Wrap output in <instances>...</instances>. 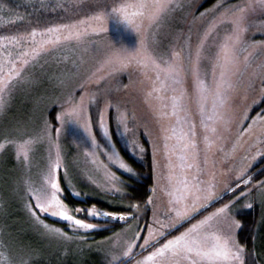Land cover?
Segmentation results:
<instances>
[{"label": "snow or ice", "instance_id": "6c2138e0", "mask_svg": "<svg viewBox=\"0 0 264 264\" xmlns=\"http://www.w3.org/2000/svg\"><path fill=\"white\" fill-rule=\"evenodd\" d=\"M86 3L89 5L87 8L81 7ZM48 7L53 12L57 8L65 13L69 11L63 4ZM178 7L180 5L176 0H113L111 4H102L101 0H78L72 18L68 21L60 20L39 29L32 27L15 35H0V50L6 51L8 56L12 55L8 50L9 45L22 48L18 53L22 66L38 61L43 55L55 54L63 47H83L86 51L88 43L94 37L111 31V25H115L117 31L123 25L138 37V42L131 46L117 40L103 50L96 70L79 82V94L69 89L62 101H55V124L45 116L39 121L37 129L27 136L0 135V154L7 149L13 150L15 159L25 167L29 166L32 154L45 144L49 146L48 162L42 179L35 186L31 180L26 181L28 211L48 236L72 239L63 229L44 223L38 212L65 222L66 227L74 234L80 230L98 228L97 223L88 222V218L96 220L104 217L106 220L117 221L137 219L118 215L111 210H98L95 206L78 208L66 203L60 173L63 172L71 187L75 185L69 178L67 165L61 167L63 157L60 137L66 125L75 126L80 133L76 136L77 141H82L92 150L86 155L94 156L96 150L102 146L92 128L91 109L98 101L102 102L103 109L98 111L96 123L105 138L104 155L110 165L132 173L133 169L114 147L105 126V117L108 110L112 109L116 127L128 149L133 154H143L146 149L137 139L134 128H130L126 122L125 114L121 112L122 101L116 98L114 93L126 90L133 82L149 83L147 97L158 102V118L168 121L166 126L161 125V132L163 152L168 161L167 180L172 188L168 195L172 199L169 201L168 210L163 213V219L157 217L153 210L151 223L144 228L138 226L132 239L122 246L119 252L111 251L106 254L108 264H245V247L231 230L232 225L240 227L239 222L231 220L229 224L235 200L223 201L225 193L235 191L241 184L248 185L249 192L252 188L259 191L264 189V181L259 184L252 182L251 174L247 171L251 162L240 168L238 174L233 175L232 183L218 181L215 173H209L211 180H204L200 177L203 172L200 162L203 152V163H208V153L215 142L208 132L217 134L216 125L226 129L231 122L226 116L231 110L232 93L236 87L232 77L238 69L240 53L247 51L249 47L264 48V42L258 45L256 41H252L249 44L243 39L250 27L248 14L257 10L264 14V0H219L212 10L215 14L198 34L195 45L189 36L182 44L171 46L165 51L153 39L151 30ZM221 25L226 26L222 36L217 32ZM214 33L218 42L211 45L215 51L209 52V40ZM244 59L247 60V57ZM9 63L15 69V61ZM15 74L19 76V70H16ZM11 75L9 73L0 84V113L7 110L4 92L9 90ZM125 78L129 83H123ZM67 82L62 80L61 84ZM93 85L95 87H92ZM193 112L199 115L200 126L205 132L203 149L200 148L197 138V123L192 118ZM242 119L248 117L242 116ZM256 119H264V116ZM209 121L213 122L212 126ZM252 123L255 124L256 120ZM130 132L131 137L128 135ZM139 132L143 136L148 135L143 129H139ZM170 141L175 143L170 144ZM52 147H55L54 156L51 154ZM152 148L155 156L156 145L152 144ZM177 150L180 151L179 158L183 162L180 168L195 169L191 179L186 171L177 179L176 166L172 162L173 154ZM258 156L264 157V151L258 149L250 160L255 161ZM105 168H108V165H105ZM108 182L110 186L103 188V191H121V187L117 185L122 186L123 181L116 171L109 169ZM100 187L101 185L97 184V188ZM72 194L76 197L82 196L81 191H74ZM240 195L247 196V193L241 191ZM215 202H221V206L205 215L204 210L212 207ZM147 203L153 204L151 197ZM247 207L252 208V203H248ZM81 214H84V218H80ZM39 255L36 249H28L19 256L10 253L8 264H34ZM252 264H255V260Z\"/></svg>", "mask_w": 264, "mask_h": 264}, {"label": "rangeland", "instance_id": "374dc122", "mask_svg": "<svg viewBox=\"0 0 264 264\" xmlns=\"http://www.w3.org/2000/svg\"><path fill=\"white\" fill-rule=\"evenodd\" d=\"M22 1L25 6H32L37 1L43 2L44 0ZM67 1L64 0V3ZM109 1L101 0V3L107 4ZM204 1L206 0H176L180 7L168 14L160 21L159 25L153 26L151 30L152 37L158 42V46L162 50L166 51L171 46L182 44L184 39L189 36L193 45H195L198 34L203 31L215 14L212 11L215 5L204 11H199ZM85 5H81V7L87 8L89 6L87 3ZM32 12H27L25 9L18 11L19 15L17 16H19V21L22 24H16L14 21L16 18L11 20L3 14L0 23V35H15L17 32L27 30L25 27L36 25L39 18ZM70 17L72 18V16L66 18ZM263 18L264 14L259 10L248 14L250 27L243 37L247 43L251 44L252 41H256L259 45L264 42ZM62 20L68 21L65 18ZM225 27V25H221L217 29L221 36ZM117 40H122L123 43L131 46L138 42V37L132 30L125 28L123 25L120 26L119 31L116 30L115 25H111V31L105 32L99 37H94L88 43L86 51L83 47H63L61 51L52 55H43L38 61H34L27 66H22L18 58V53L22 48L9 45L8 50L12 52L11 56H8L6 51L0 50V84L9 76V73L12 74L9 90L4 92L7 110L0 113V135L23 134L27 136L37 129L39 121L43 117L46 116L51 119L50 112L56 108L55 101H62L69 89L79 94V82H82L88 74L96 70L103 50ZM216 42L218 40L214 33L209 40V52L215 51L211 45ZM116 46L119 47V44ZM244 57H247V60ZM9 61H15V69ZM16 70H19V76L15 74ZM232 79L236 87L232 93L231 110L226 116V119H230L231 122L226 129L221 125H216L218 128L217 134L208 132L210 138L215 142L211 152L208 153L207 164L203 163L204 153H201L200 163L203 172L200 177L204 180H211L212 177L209 173H215L218 181L232 183L233 175L238 174L240 168L251 162V167L247 171L251 174L252 182L259 184V182L254 181V177H257L256 174L258 173L254 169L264 160V157L258 156L255 161H251L250 158L258 149L264 151V119H256L264 116L263 109L256 110V107L264 100L262 98L264 97V48L260 46L249 47L247 51L241 52L238 69ZM62 80L68 82L62 85ZM123 83L127 84L129 82L125 78ZM92 87H95V85ZM149 90L147 81L143 83L133 82L126 90H121L114 93V95L122 101L121 112L125 114L129 127L134 128L136 131L139 142L141 143V140L146 137L148 141H151V147L152 144L156 145L155 156L153 155L154 185L152 187V190L155 189V191H152L151 196L153 204L148 205L151 213L154 210L157 217L163 219V213L168 210L169 201L172 199L168 195L172 188L167 180L168 161H166L163 152V133L161 132V125L166 126L168 121L158 118V102L147 97ZM94 107L95 112H93ZM94 107L91 109L92 128L96 133L97 141L102 147L96 150L94 156L86 155L92 150L82 141H77L76 136L80 133L75 126L66 125L65 131L62 132L60 137L63 157L61 167L67 165L69 178L75 187L69 185L63 176V172L60 173V183L61 187L68 189L71 194L74 191H81V197L72 194L77 199L86 200L91 198L109 202L112 197L121 195L124 192L120 185H117L121 187V191L118 193L102 190L110 186L108 182L109 169L116 171L122 181L124 176H131L135 171L121 153L125 162L133 169L132 173L118 170L114 165L109 164L103 151L105 138L95 121V115L103 109V103L98 101ZM210 110L211 101H209V112ZM242 116H247L248 119H242ZM111 117L115 122V113L112 109H109L105 117V126L111 135L115 149L118 150L110 129ZM192 118L197 123V138L200 142V148L203 149L205 132L200 126V117L193 112ZM253 120H256L255 124L252 123ZM55 123L54 120L53 124ZM208 123L210 126L213 125L212 121ZM139 129H143L148 135H141ZM118 133L119 136L120 131ZM128 135L131 137L132 133L130 132ZM169 143L172 144L175 141ZM51 154L55 155V147H52ZM180 155V151L177 150L172 159L176 166L177 179L181 178V174L185 171L191 179L195 169H181L180 165L183 162L179 158ZM48 156L49 146L47 144L31 155L28 167L22 166L15 159V153L11 149H7L3 154H0V264H8L10 253L19 256L28 249H36L40 253L34 264H108L106 254L111 251L119 252L120 248L132 239L138 226L144 228L151 223L152 216L148 223H140L139 221L127 223L119 232L108 238L97 239L93 232L106 226L97 224L98 228L95 230H80L74 234L66 227L65 222L57 221L38 212L44 223L51 227L63 229L72 236V239L65 240L63 237L48 236L28 211L27 201L29 195L28 184L26 183V181L31 180L35 186L40 182L48 162ZM105 165H108V168H105ZM88 177H91V179H88ZM97 184L101 187L97 188ZM241 191L247 193V196H241ZM64 195L65 191L63 192V198ZM237 197L239 198L237 199ZM229 200H235L231 209L229 224H231V220L239 222L240 227L231 226V230L238 239L241 229V222L238 219L239 214L258 207L262 217L264 216V189L258 191L256 188H252L249 192V186L241 184L235 188V191L225 193L223 202ZM219 203L221 202H215L212 207L205 209L204 214L207 215L215 211L217 207L221 206ZM248 203H252L253 207L248 208ZM101 218L103 217L98 219ZM259 234L260 227L257 231L256 240L259 239ZM141 235L143 237V233ZM262 264H264V260Z\"/></svg>", "mask_w": 264, "mask_h": 264}, {"label": "trees", "instance_id": "16d2710c", "mask_svg": "<svg viewBox=\"0 0 264 264\" xmlns=\"http://www.w3.org/2000/svg\"><path fill=\"white\" fill-rule=\"evenodd\" d=\"M111 1L113 0H110L107 4H110ZM77 2L78 0H68L65 3L64 0H44L43 2L37 1L32 6H25L22 0H0V23L3 14H5L11 20L16 18V20H14L16 24H22L19 21V16L17 15H19L18 11L25 9L27 12L33 11L32 13L39 18V21H37L36 25L25 27V29H30L32 27L43 28L46 24L59 22V20H62L63 18L70 20L71 17H66L72 16V10L75 8ZM217 2H219V0H206L200 6L199 11H204L207 8H211ZM27 3H29V1H27ZM42 4L44 6H42ZM54 4H63L69 9V11L65 13L59 8H57V10L54 12L50 11L48 6ZM261 109L264 110V100L258 107H256V110ZM56 111L57 108L50 112V118L53 121V116ZM93 112H95V107ZM97 115H95V121H97ZM112 119L113 117H111L110 120V129L113 133L112 135L116 147L124 156V158L131 164L135 171L131 176H124L122 185L124 192L121 195L112 197L109 202H102L91 198L86 200L77 199L68 191V189L64 188V199L70 206L78 208H90L95 206L99 210H111L116 212L118 215H134V217H137V219H132L131 221L123 220L122 222H116L109 219L106 220L104 217L101 219L97 218L96 220L88 218V222L97 223L100 226H106L101 227L93 232V235L97 239L108 238L109 236L119 232L127 223L136 221H139L140 223H148L151 217V209L147 203L148 198L152 196V187L154 185V161L151 144L146 137L143 138V140H141V144L146 149V151L143 154H133L128 149L125 140L121 137V135L118 136L119 131L116 127V123ZM255 168L256 169H254V171L258 173L256 174L257 177H254V181H264V160L261 161L258 167ZM259 170L261 171L259 172ZM254 171L252 172L254 173ZM136 205H139V207L137 208ZM135 208L136 210H134ZM261 214L262 213H260L259 208L254 207L252 210H248L246 212L244 211L238 215V219L241 222L238 240L245 247V264H252L253 260H255V264H262V261L264 260V216L262 217ZM80 218H84V214H81ZM259 227V239L256 240Z\"/></svg>", "mask_w": 264, "mask_h": 264}, {"label": "water", "instance_id": "95a60500", "mask_svg": "<svg viewBox=\"0 0 264 264\" xmlns=\"http://www.w3.org/2000/svg\"><path fill=\"white\" fill-rule=\"evenodd\" d=\"M134 210H136V208L134 209ZM119 215H124V214H119ZM126 217H134V215H125ZM110 220V219H109ZM125 220H127L128 221V219H125ZM132 220V219H131ZM112 221H116V222H122L123 220H119V221H117V220H112Z\"/></svg>", "mask_w": 264, "mask_h": 264}]
</instances>
